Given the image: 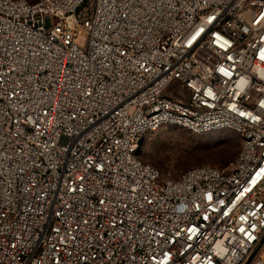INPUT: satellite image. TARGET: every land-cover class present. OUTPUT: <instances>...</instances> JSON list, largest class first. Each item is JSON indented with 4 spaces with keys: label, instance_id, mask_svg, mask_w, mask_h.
Segmentation results:
<instances>
[{
    "label": "built area",
    "instance_id": "obj_1",
    "mask_svg": "<svg viewBox=\"0 0 264 264\" xmlns=\"http://www.w3.org/2000/svg\"><path fill=\"white\" fill-rule=\"evenodd\" d=\"M163 125L240 148L164 179L140 157ZM262 252L264 0H0V264Z\"/></svg>",
    "mask_w": 264,
    "mask_h": 264
},
{
    "label": "rangeland",
    "instance_id": "obj_2",
    "mask_svg": "<svg viewBox=\"0 0 264 264\" xmlns=\"http://www.w3.org/2000/svg\"><path fill=\"white\" fill-rule=\"evenodd\" d=\"M166 94L187 97L186 90L180 89L175 82L168 87ZM240 143V136L229 129L195 134L178 126L163 125L143 137L140 157L156 167L164 179H176L194 166L227 165L235 159ZM260 258L264 260L263 252Z\"/></svg>",
    "mask_w": 264,
    "mask_h": 264
}]
</instances>
